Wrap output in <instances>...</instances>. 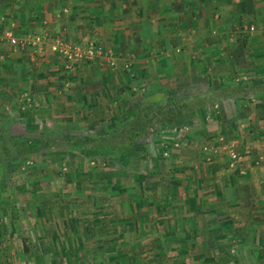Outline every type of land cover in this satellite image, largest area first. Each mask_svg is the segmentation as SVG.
Returning <instances> with one entry per match:
<instances>
[{"label":"rangeland","instance_id":"1","mask_svg":"<svg viewBox=\"0 0 264 264\" xmlns=\"http://www.w3.org/2000/svg\"><path fill=\"white\" fill-rule=\"evenodd\" d=\"M2 2L0 0V5L3 6ZM66 3V0H61L59 6ZM246 17L242 24L232 29H237L238 33L232 31L234 38L231 42L223 44V52L231 58L220 59L217 65L229 68L230 72L231 64L233 65L236 73L230 82L258 88L264 83V57L257 58L259 63L256 64L258 61H250L248 50L244 52L243 49H247L248 44L256 37L264 39V11L253 18ZM23 25L0 22V119L2 122H11L13 133L33 139L38 138L41 131L57 134L56 136L64 139L66 147L63 150L56 149L50 157L43 151L17 153L9 163L1 167V187L14 193L15 209L23 217L20 222H12L6 206L10 197L2 194L0 189V195L6 197L0 196V264H38L22 246V237L28 234L32 236V248L39 250L42 255L43 264H117L118 256H123L119 260H123L122 264H163L164 258H170L166 264H171L178 252L177 248H168L169 233L165 229L169 228L168 221L175 216L167 218L173 214L171 209L168 206L161 207L159 203L165 198L162 192L173 193L172 178L168 176L172 170L170 159L177 155V159L185 161L186 166L181 172L190 175L192 196L197 197L198 192L203 198L206 197L203 212L195 216L194 220L188 219L189 225L185 221L182 227L185 226L187 230L173 235L171 240L175 246L184 245V250L179 252L189 256L187 263L218 264L222 260V264H260L259 260L263 258L264 252V233L260 234L259 246L247 248L243 240H247L246 234L252 237L253 227L247 231L241 229L236 234L230 230V233L224 232V229L222 231L219 227L215 228L221 217L212 218L217 211L211 215L210 210L217 202L218 209L221 210L218 216H222V220L234 219L239 223L251 220V213L255 214L260 210V207L251 208V204L246 206L243 198L235 199L246 195V190L250 187L253 189L252 185L254 186V181L244 183L255 176L250 174L251 161H248V156L251 150L247 147L246 140L252 138L254 131L258 137L264 135V96L257 93V90L241 94L243 103L237 105L236 109L231 101L227 102V115L234 117L239 108L242 110V117L236 115L235 118L228 119L224 113L222 119H212L213 115L209 112L221 110L219 103L214 105L216 98L213 95L214 101L209 104L207 97L205 107L189 122L156 124L151 128V131H155L156 140L154 138L143 157L139 161H132L133 166L123 173L118 163L124 166L125 158L117 161L90 143H77V136L96 134L111 125L110 116L118 111L121 99L129 101L135 97L133 101H138L153 95L160 100L161 97L149 90L146 82L150 79L144 76L141 78L132 70L130 58L122 62L121 68L118 67L119 56L115 47L105 46L91 39L85 41L84 37L74 40L65 32L50 33L47 26L43 29L48 28L49 33L43 29L41 32H32L27 25ZM252 25L255 27L253 32L249 29ZM212 32L215 38L219 35L217 29ZM38 36H42L41 40L35 42ZM12 38L16 39L15 42ZM61 42L72 45L68 56L60 49ZM92 45L101 46L102 50L90 57L91 53L88 51ZM48 50L52 53L47 57ZM14 58L20 60L12 61ZM100 61H103V65H100ZM23 64L28 66L27 70L23 69ZM96 64L104 70L108 68L106 77H110L109 80L101 78L99 72L95 73L98 66ZM17 67L24 80L31 72L35 73L34 77L30 76L31 79L27 80V89L22 88L24 84H16L17 78L14 82ZM36 70H45L47 74L41 77V71L36 73ZM230 77L232 78V73ZM36 80H45L47 83L44 89L40 88L38 91L41 96L36 95L39 105L19 104L22 94L31 96L27 92H30V86ZM229 80L231 79L228 78L227 81ZM105 81L110 84L108 88L104 85ZM11 82L15 85H11ZM181 86L184 91L180 88L179 92L174 93L177 97L201 96L198 95L200 92L210 95L207 85L199 86L198 89L197 86L192 88L187 82H182ZM12 91H17L13 98ZM91 96L100 100L95 101V107L91 105L93 100L88 101ZM131 104L130 102L127 107ZM108 111L113 113L109 114ZM248 111L257 112L259 117L250 119ZM57 143L60 141L57 140ZM73 144V149L68 147ZM215 155L221 158L220 163L216 161ZM259 156L254 159L260 162L262 154ZM209 162H218L217 166L222 170L217 182L213 172L216 166ZM4 170L7 175H3ZM78 170L81 171L79 174ZM119 172L121 183L116 179ZM228 177H232V181L227 183ZM135 178H138L141 185L136 186ZM221 182H224L222 185L228 192L227 196L222 192V185L217 187V191L214 190L215 183ZM146 187L149 190L146 194L143 192V197L139 199L140 189L144 190ZM157 190L161 197L152 196ZM194 191L196 193L193 195ZM232 193L236 196L234 199L231 197ZM226 200L231 202L230 205H226ZM72 202L77 207L74 216L69 209V203ZM134 202H142L139 204L142 207L135 206ZM236 203L241 204L238 205L240 207L231 205ZM254 204L262 205L263 202ZM124 205V209L128 210L123 211ZM175 215L178 216L176 213ZM208 226H214V229L204 231ZM221 237L225 238L219 244L216 240ZM157 241L161 243L160 246L156 245ZM65 242L67 246L64 245Z\"/></svg>","mask_w":264,"mask_h":264},{"label":"crops","instance_id":"2","mask_svg":"<svg viewBox=\"0 0 264 264\" xmlns=\"http://www.w3.org/2000/svg\"><path fill=\"white\" fill-rule=\"evenodd\" d=\"M12 1L14 0H3V6L0 5V22L6 21L8 25L17 24L20 26L25 24L32 32H41L42 29L47 26L49 27L50 33L59 34V32H61L62 34L65 32L69 38L74 40L84 37L85 41L91 39L95 42H101L105 44V46L115 47L119 56L118 67L121 68L122 62L130 58L133 64L132 70L139 74L141 78L144 76L150 79L146 83L148 84L149 90H152L151 92L162 96L168 91H170L169 93H176L179 92L180 88H182V90L184 89L181 86L182 82H187L192 88L197 86L198 89L199 86L205 87L207 85L209 89L208 94H213L216 98L214 105H218L219 103L221 107V110L219 109L218 112L216 111L217 113L214 111L209 112L210 115H213V118L211 117L212 119L216 120L220 117L222 119L224 113L228 119L235 118L236 115L237 117L243 116L242 110L239 108V112L234 117L227 115V102L231 101L236 109L237 105L239 106L243 103V99L240 96L241 94L220 96L218 90L222 87H227L230 82V80H227L228 78L231 79L230 73L233 72L234 74L236 72L232 64L230 72L229 68L217 65V63L220 59L226 60V58H231V56L223 52L222 48L224 43L229 44L234 38L233 32L238 33L237 29L234 31L232 29H234V27L237 28L238 24H242L243 21L246 20V16H248V18L249 16L253 18L259 12H263L264 0H66L67 3L63 6H59L61 0ZM55 2L58 3L56 4ZM52 19L56 21L53 22ZM47 29L48 28L43 30L46 31ZM214 29H217L219 32L216 38L212 32ZM17 33L20 34L19 31H17ZM252 40L253 41L248 44L247 49L243 50L244 52L248 50L250 61L251 59L253 61H258L257 58L264 57V39L262 40V38L256 37ZM51 53L52 51L48 50L46 56ZM216 57H218V60H215ZM31 59H34L33 56H31ZM235 59H237V57H235ZM19 60L20 58L12 59V61ZM258 63L259 61L256 64ZM100 65H103V61H100ZM27 67L24 66L23 69L27 70ZM210 67L212 68L210 69ZM29 72H31V69ZM37 72L41 73V77L47 74L45 70H36V73ZM98 72L101 74V78L104 79L109 71L108 68L104 70V68L98 65L95 69V73ZM34 74V71L31 72L28 77L25 76L24 80V76H21L22 74L17 67L15 78L13 79L15 82L17 78L16 84H24L22 88L27 89V80L31 79L30 76L34 77ZM36 77H38V74ZM109 78L106 77L107 80H109ZM44 81L45 80H36L35 83L33 82L30 86V92H27L28 94L31 93V96H24L25 94H22L23 98L19 100V104L39 105L36 95L39 97L41 96L38 91L40 88L44 89L47 85ZM14 82H11V85H13ZM104 85L107 88L110 86L106 81ZM45 90H47V88H45ZM256 90L262 97L264 96L263 90L259 88H256ZM16 92L17 91H12V98L15 97ZM200 94L203 95L205 92H200L198 95ZM91 100L94 101L91 103L94 107L95 101H100L96 100V98L93 99L92 96L88 97V101ZM247 102H249V100H247ZM208 103L211 104L210 102ZM96 104V106H99V103ZM103 104L105 106V103ZM119 104L128 105L130 102L121 99ZM105 111H107L106 108ZM249 115L251 117L250 119H257L259 117L258 113L254 111L249 112ZM254 115L256 116L254 117ZM262 116L264 117V113ZM251 137V139L249 138V140H246V143H248L247 147L251 150L248 156V158L250 157L248 161H251L250 174L255 176L249 178L250 180L244 183L254 181V186L252 185L253 189L250 187L246 190V195L236 197L235 194L232 193L231 197L233 199L236 197L235 200H241L243 198L246 206L251 204V208L260 207V210L255 214L251 213L252 217H250V219L252 218V221L246 219L242 220V223L234 219H230V223L226 222L225 219L222 220L223 217L218 216L221 210L218 209L217 202L215 204L216 206L213 205L212 210H210L211 215L212 212L215 213V211H217V214L212 215V218L221 217L215 228L219 227L222 231L224 229V232L230 233V231H234L236 234L241 229L242 231H247L250 230L249 228L253 227V233H251L252 237L250 238L248 234H246L245 237L247 240H243V244L247 248L259 246L261 244L259 240L260 234L261 232L264 233V135L258 137L254 131ZM261 154L262 161H256L254 158H256V156L260 157L259 155ZM177 156H174L172 160L170 159L172 170L170 171V176H168L174 181L171 190L174 192H166L162 195L172 198V201L170 200L171 204L168 207L173 214H170L167 218L175 216V218L168 221L170 225L169 228L166 227L165 232L167 231V233H169L167 237L168 248L170 250L177 248L178 252V255L173 258L171 264H188L187 258L189 256L184 252H179L184 250V245L178 244L175 246L174 242L171 240L173 235L187 230L185 226L182 227V224L185 225V221L188 222L187 225H189L188 219L190 220L193 218L192 220H194L195 216L203 212L206 197L203 198L202 194H198V192L197 197L192 196L190 191L192 185L189 179L190 175L181 172L184 166H186L185 161L181 162L176 158ZM216 161L220 163L221 158L217 156ZM210 164L216 166V170L214 171L213 169V172L215 181L217 182L219 181L218 175L222 170H220V166H217L218 162ZM227 179V183L232 181V177H228ZM168 180H170V178ZM177 183H181V185ZM222 184L224 185V182L215 183L216 188H214V190L217 191V187ZM222 192H225L227 196L228 192L225 191V187ZM195 193L196 191H194L193 195ZM158 197H160V194H158ZM199 202H201V205ZM256 202H263V204H257L256 206L254 204ZM230 203L231 202L226 200V205H230ZM231 205L238 208L240 207L238 205L241 204L237 205L236 203ZM179 209H182V211ZM204 210L207 209L204 208ZM178 212L183 214L181 215ZM175 213L178 215L177 217H182V219L177 218ZM187 213L190 214L187 216ZM212 229H214V226L213 228H209L208 226L204 231ZM218 233L220 234V232ZM224 238L225 237H221V239H217L216 241L222 244L220 241H223ZM217 242L215 243L217 244ZM262 247L264 248V242ZM183 255L185 256L183 257ZM262 257L264 258V252ZM263 258H260V264H264ZM169 259L170 258H164V262L163 260L160 262L166 264L167 261H170ZM218 264H222V260Z\"/></svg>","mask_w":264,"mask_h":264},{"label":"trees","instance_id":"3","mask_svg":"<svg viewBox=\"0 0 264 264\" xmlns=\"http://www.w3.org/2000/svg\"><path fill=\"white\" fill-rule=\"evenodd\" d=\"M234 75L235 74H233L232 72V78L230 81L233 80ZM229 85L218 90V92H220V96H231L233 94H249L250 90H256V88H253L252 86H247L241 83L236 84L234 82H230ZM258 88L264 91V83ZM210 95L205 94L192 97H177V95H175L174 93H166L163 96L158 95V97H161L160 100H158L159 98L156 99L153 95L145 97L143 99L140 98V100L138 101H133L135 97L130 98V100L128 98V100L132 103L130 107H127V104H125L124 107L120 104L118 111H116L114 114H111V112L113 113V111H109V114H111L109 120L111 125H109L107 128L104 127V129L100 130L96 134L93 133L83 136H77V143H90L92 146H95L94 148L98 149L100 152L106 153V155H109L117 161H121L125 158V165L122 166L119 162L118 166L121 172L126 173L127 169L133 166L132 161H139V158L143 157L146 149L149 147V144H151L153 139L155 138L154 141L156 140L155 131H151L152 127H155L156 124L171 125L189 122L191 118H194L196 115H198V111H201L205 107L207 97L209 99V102L214 101L213 94ZM203 119H205V115H203ZM6 120L9 121V118H6ZM56 135L50 134L48 131H41L39 137L33 139L29 136L13 133L11 129V122H2L0 119V169L1 167L9 163V160L13 157V155H17V153L23 154L30 151L42 153L43 151L47 156L50 157L56 149L63 150L66 147L64 139ZM57 140H59L60 143L56 144ZM68 147L73 149L74 144ZM80 172V170L77 171L78 174ZM4 173L5 175H7V171L4 170L3 175ZM116 179H118V183H121L120 172L116 176ZM173 182L174 181H172V183ZM1 183L2 180L0 179V189L2 190V194L9 195L10 197V199L8 200V204L6 205L9 209L10 218L13 223L20 222V219L23 216H21V214H18L17 210L15 209L14 193L11 194L9 190L2 189ZM134 183L136 184V186L141 185L138 181V178H135ZM148 190L149 187L144 188V190L140 189L139 199L143 197V192L146 194ZM157 193L158 190L155 191L152 196H158ZM161 194L164 195V192H162ZM0 196L5 197L3 195ZM59 200H62L61 196L59 197ZM170 200L172 201L171 197L165 196V199L162 198L160 200L159 205L161 207H167L171 204ZM137 202H134L135 206L142 207L139 205L142 202ZM124 207L125 205L122 207L123 211L128 210V208L124 209ZM76 208L77 207L75 203H69L70 214H72V216H74ZM226 222L230 223V220H227ZM126 223H129V221H126ZM97 227L98 225L95 226V228ZM98 233L99 232H97V235ZM66 240H68V238H66ZM155 243L157 246L161 245L159 241ZM64 245L67 246L66 242ZM22 246L27 254H31L33 256L35 262H37L38 264H43L42 255L40 254L39 250L32 248V236H30L29 234L23 235ZM117 258H119L117 260V264H122L123 260L121 262H119V260L123 258V256H118ZM54 262L56 263V261Z\"/></svg>","mask_w":264,"mask_h":264},{"label":"built area","instance_id":"4","mask_svg":"<svg viewBox=\"0 0 264 264\" xmlns=\"http://www.w3.org/2000/svg\"><path fill=\"white\" fill-rule=\"evenodd\" d=\"M250 31H254L255 30V27L252 25V26H250ZM41 37L42 36H38V37H36L35 38V42H39L40 40H41ZM13 42H15V38H12L11 39ZM60 49H61V51L65 54V55H67L68 54V52L72 49V45H68V44H66V43H63V42H61L60 44ZM91 48L89 49V51L88 52H90L91 53V56L90 57H92V56H94L96 53H101V50H102V47L101 46H96V47H93V45L92 46H90ZM90 55V54H89ZM68 56V55H67Z\"/></svg>","mask_w":264,"mask_h":264}]
</instances>
